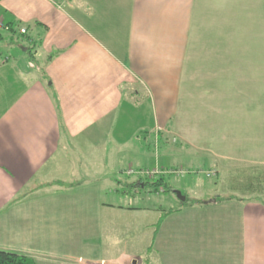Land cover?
I'll use <instances>...</instances> for the list:
<instances>
[{
    "label": "crops",
    "instance_id": "crops-1",
    "mask_svg": "<svg viewBox=\"0 0 264 264\" xmlns=\"http://www.w3.org/2000/svg\"><path fill=\"white\" fill-rule=\"evenodd\" d=\"M0 23V250L264 264L263 0H0ZM154 167L216 183L114 203L146 190L124 170Z\"/></svg>",
    "mask_w": 264,
    "mask_h": 264
},
{
    "label": "rangeland",
    "instance_id": "rangeland-1",
    "mask_svg": "<svg viewBox=\"0 0 264 264\" xmlns=\"http://www.w3.org/2000/svg\"><path fill=\"white\" fill-rule=\"evenodd\" d=\"M0 35L2 36V35H4V33L1 32ZM1 43H2V41L0 39V46H1ZM30 50H32V49H29L28 51H30ZM0 51H1V49H0ZM24 53H27V52L25 51ZM150 169H152V168H150ZM186 171H188V172L185 173L184 175L185 176L192 175L195 179H197L201 188H211L216 183V179H214V178L207 179L204 176V170H202V169L195 167V168H193V170L187 169ZM184 175H182V176H184ZM130 176H136L139 179V183L142 185L146 181L150 182V181L155 180V179L141 178L137 175H130ZM168 177L171 178L168 181L169 185H171L173 183V181L175 180V177H180V176L169 175ZM119 179H120V182L126 180L124 177L119 178ZM145 187H146L145 192L144 191L135 192V193L133 192V193H130L128 196H123V197L120 196L117 201H114V203H116L117 205H127L128 204V205L138 206V207H141V206H149L150 207L152 205L162 204L163 200L170 198L171 200L174 201L175 204H180V202L177 201V199L175 198V195L172 192L173 191L172 188L171 189L167 188L164 191V188L161 187V191H160L161 193H157V192L152 190L153 187H151L150 185H145ZM147 191H150V192H147ZM192 195H194V194H191V195L189 194L187 201L192 200ZM253 196H250V197H253ZM255 197H257V196H255ZM103 199L105 201L108 198H106L104 196ZM261 199H264V194H263V197ZM119 234H121V235L119 236ZM119 234L115 238H117V241L120 243L121 240L123 238H125V236L121 233V231H119ZM127 248L130 249L129 247H127ZM132 249H133V252H135V254H137L138 257H140L142 259L147 257V254L144 251H140L139 248L132 247Z\"/></svg>",
    "mask_w": 264,
    "mask_h": 264
},
{
    "label": "built area",
    "instance_id": "built-area-1",
    "mask_svg": "<svg viewBox=\"0 0 264 264\" xmlns=\"http://www.w3.org/2000/svg\"><path fill=\"white\" fill-rule=\"evenodd\" d=\"M3 28H5V27L3 26L2 23H0V29H3ZM19 33L25 34L26 33L25 28H20ZM187 172L188 171H186V169H181V168L162 170V169H159L157 167H154L152 169H139V170L126 169V170H124V173L128 176L137 175V176H139L141 178H145V179H156V178H160L162 176H169V175L182 176ZM215 175H216L215 171L204 172V176L206 178H212ZM160 191H161V188H160V190H157L156 192L161 193Z\"/></svg>",
    "mask_w": 264,
    "mask_h": 264
},
{
    "label": "trees",
    "instance_id": "trees-1",
    "mask_svg": "<svg viewBox=\"0 0 264 264\" xmlns=\"http://www.w3.org/2000/svg\"><path fill=\"white\" fill-rule=\"evenodd\" d=\"M263 5H264V0H263ZM12 32H15L16 29H9ZM145 185H150L151 187H153V191L160 189L161 187L164 188V191L166 189V186H164V184L162 183L161 179L158 180H153V181H146L143 184ZM174 213V211H168L165 212L164 215H170ZM0 264H35L34 261L22 254H18L15 252H10V251H5V250H0Z\"/></svg>",
    "mask_w": 264,
    "mask_h": 264
},
{
    "label": "water",
    "instance_id": "water-1",
    "mask_svg": "<svg viewBox=\"0 0 264 264\" xmlns=\"http://www.w3.org/2000/svg\"><path fill=\"white\" fill-rule=\"evenodd\" d=\"M176 196H177L179 199H181V200H184V199H185V197L181 196L179 193H176Z\"/></svg>",
    "mask_w": 264,
    "mask_h": 264
}]
</instances>
